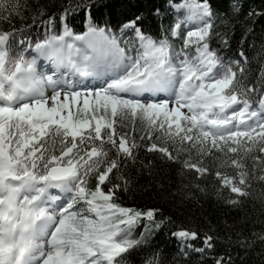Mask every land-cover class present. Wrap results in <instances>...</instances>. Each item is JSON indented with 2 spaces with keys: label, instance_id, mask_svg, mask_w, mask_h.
Returning <instances> with one entry per match:
<instances>
[{
  "label": "snow or ice",
  "instance_id": "1",
  "mask_svg": "<svg viewBox=\"0 0 264 264\" xmlns=\"http://www.w3.org/2000/svg\"><path fill=\"white\" fill-rule=\"evenodd\" d=\"M99 7L0 0V264H133L141 253L140 264H233L213 255L212 227L172 231L160 208L125 206L120 194L131 173L157 167L143 150L189 179L174 195L205 193L211 179L226 206L244 213L252 197L264 217V187L254 194L264 186V58L249 80L244 35L235 59L213 47H231L237 25L264 10L167 0L171 23L154 35L143 12L113 25ZM165 229L179 258L153 242ZM251 236L264 243V228Z\"/></svg>",
  "mask_w": 264,
  "mask_h": 264
},
{
  "label": "trees",
  "instance_id": "2",
  "mask_svg": "<svg viewBox=\"0 0 264 264\" xmlns=\"http://www.w3.org/2000/svg\"><path fill=\"white\" fill-rule=\"evenodd\" d=\"M55 11L57 7L64 3L65 0H30ZM100 7L94 10V15L101 22L107 18L113 25L122 22L130 16L132 12L139 10L143 12L146 18V26L152 34L160 31V25L171 23V13L165 12L167 0H99ZM214 8L223 11L228 8L230 0H212ZM243 8L253 10H264V0H242ZM155 8H160L164 15L157 17L154 14ZM75 20L72 23L74 29L83 30L82 14H74ZM71 19V17L69 18ZM250 29V31H247ZM246 32V34H245ZM245 36L243 45L245 55L250 58L251 63L248 65L253 71L249 74V80L257 75L260 61L264 58V18L255 17L251 24L237 25L234 34L231 36V47L222 48L218 42H214L213 47L220 48L226 57L237 58V53L241 48V36ZM142 159H154L157 167L153 169L151 175L146 171L133 172L132 183L126 192L120 194L121 202L125 206L134 207H158L165 215H169L175 220L176 226H169L172 231L177 227H198L207 229L212 227L218 236L216 254L231 255L233 264H264V243H260L257 237H252L251 233H259L264 225L260 223L261 204L259 200L249 197L245 203V212L233 210L222 203L215 195V182L209 180L204 183L206 186L205 193L196 192L191 197L174 195V191L182 188L183 184H188L189 179L181 176L179 165L161 162L154 158V154H147L141 150ZM261 185H254L255 195H259ZM187 191V190H185ZM227 192V190H225ZM243 231L250 236L251 244L247 247H241L238 243L237 233ZM160 249H166V255L171 259L173 256L179 258L177 251L179 243L171 238L168 230H162L157 233L154 241ZM146 255L141 253L133 264H140V259ZM201 257L192 255L190 264H201ZM210 264V262H209Z\"/></svg>",
  "mask_w": 264,
  "mask_h": 264
}]
</instances>
